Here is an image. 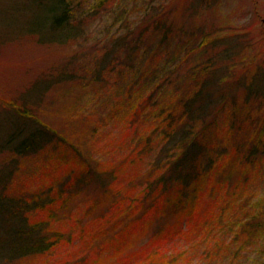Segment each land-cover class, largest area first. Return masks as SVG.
Returning a JSON list of instances; mask_svg holds the SVG:
<instances>
[{
    "label": "trees",
    "instance_id": "trees-1",
    "mask_svg": "<svg viewBox=\"0 0 264 264\" xmlns=\"http://www.w3.org/2000/svg\"><path fill=\"white\" fill-rule=\"evenodd\" d=\"M79 2L22 0L11 7L13 14L18 16L27 10L38 14L27 25L11 21L10 33L3 31L5 12L0 10V45L25 37H32L40 44L60 46L77 41L84 33L85 22L95 15L94 11L110 5L114 0H95L91 7H87L89 0L85 5ZM32 20L35 22L32 23ZM143 24L136 39L130 40L133 30L121 40L129 58L136 55L139 60L151 65L153 61H167L163 66L159 64L161 67L145 69L142 74L143 78H147L150 72L157 92L171 86V78L180 69L176 67L178 64L188 63L196 54L209 52L216 45L215 38L210 40L209 35L196 34L200 36L199 43L189 46L180 36L186 33L182 27L176 26L175 30L161 18L144 19ZM154 39H157L155 43L147 46ZM227 49H223L222 53L230 67L229 63L233 60L230 59L231 49ZM220 59L219 55L214 54L213 57L211 54L209 59L194 64L189 72V85L183 87L179 84L180 79L173 83L175 91L171 93L173 96L169 102L161 103L158 98L155 100L150 96L146 105L138 109L146 116V130L139 138L140 143L132 157L119 167L132 164L142 151H150L153 146L160 149L167 147L171 155L160 175L142 187L139 197L141 203L151 204L149 209L158 213V226L143 245L126 251L125 257L121 258L123 250L119 251V264H124V259L128 264L137 256H142L143 252L149 255L139 264H194L185 255H179L182 251H171L170 247L182 237L199 232L203 240L215 238L210 233L216 235L220 230L227 232V239L230 236L235 241L246 238L243 248L257 240L264 241V197L254 201L256 194L249 191V184L263 167L264 118L261 110L264 109V73L259 70L260 74L245 84L241 100H237L222 93L229 79L225 69L216 66ZM176 60L179 63L175 65L172 62ZM170 67L175 68L171 73ZM56 78L57 82H66L74 75L61 72ZM54 81L39 83L44 88L42 92ZM130 84L131 92L135 83ZM35 87L39 88L38 85ZM41 94L38 100L42 98ZM0 106L5 116L0 114V117L7 124L0 133V155L5 157L0 168V258L37 261L49 256L64 242L63 233L56 230L54 224L69 202L91 186L100 190L95 199L96 206L112 196L116 197L107 185L111 179H116L119 167H99L103 165L92 161L78 140L70 139L64 132L46 124L30 111L26 102L22 105L14 101L3 102ZM238 137L242 141L236 143ZM218 141L225 145L218 144ZM31 160L36 161L25 171L21 170L22 161ZM35 164L38 165L36 169L32 167ZM20 170L23 179L16 178ZM233 170L239 174L237 181L233 189L222 196L220 210L216 213L214 205L217 206L218 202L215 196L225 186L224 183L218 184L215 178ZM42 175L46 176L44 183L37 189L29 188L30 181L40 179ZM205 195H209L204 199L206 202L213 197L207 203L210 211L206 215L200 213L205 206L201 198ZM126 204L128 211L118 216V220L112 219V225H137V219H129L128 215L136 210L137 198ZM127 219L129 222H126ZM92 223L108 224L102 217L90 220L88 224ZM204 227L210 228L204 232ZM101 233L106 232L101 228ZM121 235L119 232L115 236L119 242ZM216 240L220 242L219 238Z\"/></svg>",
    "mask_w": 264,
    "mask_h": 264
},
{
    "label": "rangeland",
    "instance_id": "rangeland-1",
    "mask_svg": "<svg viewBox=\"0 0 264 264\" xmlns=\"http://www.w3.org/2000/svg\"><path fill=\"white\" fill-rule=\"evenodd\" d=\"M21 1L0 0V10L5 12L2 18L6 22L2 27L4 32H11V21L27 25L38 14L31 13L32 10L18 16L13 14L11 7ZM79 1L80 5H85L88 0ZM146 1L151 4L145 0H114L110 5L94 11L95 15L85 22L84 33L79 40L66 45L40 44L32 37L1 44L0 104L14 101L22 105L26 102L30 111L46 124L64 132L70 139L78 140L88 157L103 165L99 167L117 169L132 157L140 143L139 138L146 130V116L139 113L138 109L146 105L150 96L155 100L158 98L161 103L169 102L173 96L171 93L175 91L173 85L179 79L183 87L189 85V72L194 64L209 59L211 54L213 57L214 54L219 55L221 59L216 66L224 68L229 79L222 93L237 100H241L245 84L259 75V70L264 73V0ZM89 2L87 7L93 6L95 0ZM152 17L164 19L175 30L176 26H181L186 33L180 36L189 46L199 43L201 34L216 40L213 49L196 54L190 62H172L178 64L176 67L180 69L171 78V86L166 89L163 87L161 92L156 91L150 72L148 77L145 76L147 78H143L142 74L145 69L161 67L167 61H153L151 65L150 62H142L136 55L129 58L121 40L133 30L130 40L136 39L144 19ZM226 47L231 49L230 59L233 62L229 63L230 67L222 53ZM173 69L170 67V73ZM61 72L73 74L74 78L57 82L56 77ZM52 79L56 81L42 92L44 88L39 83ZM132 82L135 88L130 92ZM39 93H42V98L38 100ZM2 111L0 106V114L4 116ZM261 111L264 118V109ZM6 127V122L0 117V133ZM238 141H242V138L238 137L236 143ZM221 143L218 141V144ZM170 155L171 150L167 147L160 149L153 146L150 151H142L132 164L119 167L116 179H111L107 185L108 189L116 193V197L112 196L110 200L96 206L95 199L100 190L91 186L69 202L54 224V228L63 233L64 242L49 256L37 261L21 258L8 261L2 257L0 264H119V251L123 250L120 256L125 257L126 251H131V247L134 250L136 245H143L158 226V213L149 209L151 204L141 203L139 197L142 187L160 175ZM262 158V171L258 175L257 172L249 184V191L256 194L254 201L264 197V156ZM33 161L36 160L22 161L21 170L25 171ZM4 162L5 157L0 155V168ZM37 166L35 164L32 167L36 169ZM21 170L16 174L18 179L24 178ZM238 175L233 170L224 176H216L218 184L224 183L225 186V190L218 191L215 196L218 202L217 206L214 205L216 213L220 210L222 196L233 189ZM45 179L46 176L42 175L40 179L31 180L29 188L37 189ZM204 193L207 194V191ZM208 197L205 195L201 198L205 206L200 213L205 215L210 211L207 203L213 200L211 197L206 202L204 199ZM133 198H137V208L128 215L129 219H137V225H112V219L118 220V216L125 215L128 211L126 203ZM97 217L104 218L108 224H88ZM101 228L106 233H101ZM209 228L204 227L202 230L205 232ZM221 231L216 235L210 233L215 238L207 237L205 240L199 236L200 232L184 236L170 250L182 251L179 255H185L194 264H264V241L257 240L243 248L246 238L235 241L230 236L227 239V232ZM119 232L122 233L121 242L115 237ZM217 238L220 239L219 243ZM141 255L128 264L144 262L149 253L146 255L143 252Z\"/></svg>",
    "mask_w": 264,
    "mask_h": 264
}]
</instances>
